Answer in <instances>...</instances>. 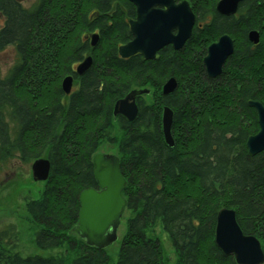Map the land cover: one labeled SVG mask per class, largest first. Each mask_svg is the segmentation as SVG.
Masks as SVG:
<instances>
[{
	"label": "trees",
	"instance_id": "16d2710c",
	"mask_svg": "<svg viewBox=\"0 0 264 264\" xmlns=\"http://www.w3.org/2000/svg\"><path fill=\"white\" fill-rule=\"evenodd\" d=\"M217 1L188 0L196 20L191 38L147 61L118 56L136 15L127 0H0V52L17 54L9 74L0 73V166L43 156L51 169L39 199L24 207L45 256L0 246V264H163L157 228L174 264H236L215 245L216 216L226 208L264 252V152L250 156L246 148L260 129L248 103L264 106V0H244L229 18L215 12ZM251 31L257 45L247 39ZM95 32L92 49L87 37ZM223 35L234 53L208 79L203 58ZM88 55L92 66L76 78L72 66ZM69 74L76 81L66 97L60 83ZM171 78L177 89L163 97ZM133 89H148L151 101L136 98L132 122L114 118V103ZM163 107L173 111V147L161 131ZM102 142L116 146L127 181L130 217L114 257L74 234L79 196L96 188L92 158Z\"/></svg>",
	"mask_w": 264,
	"mask_h": 264
},
{
	"label": "water",
	"instance_id": "95a60500",
	"mask_svg": "<svg viewBox=\"0 0 264 264\" xmlns=\"http://www.w3.org/2000/svg\"><path fill=\"white\" fill-rule=\"evenodd\" d=\"M135 8V18L128 21L131 40L120 46L118 56L123 59L139 55L144 60L153 61L157 53L165 47L181 50L189 40L196 24L195 15L188 0H127ZM244 0H219L215 6L219 15L229 18L234 16ZM100 36L89 35V46L95 49ZM251 44L260 41L256 31H251L247 38ZM234 42L230 36L223 35L208 46L203 58L205 74L208 79H216L221 75L228 58L234 53ZM93 63L90 55L86 56L75 68V74L82 76L88 72ZM73 77L68 75L62 80L61 92L65 96L71 94ZM176 80L171 78L163 86L162 96L172 94L177 89ZM147 89H133L115 102L112 108L113 117H124L132 122L138 114L136 98L149 95ZM255 109L260 128L255 136L247 138L246 148L251 156L264 152V106L259 102H249ZM161 131L167 146L173 147L171 126L173 111L162 108ZM93 177L96 189L84 190L80 196V208L75 233L89 247L105 250L118 240L117 229L120 218L126 211L127 202L122 197L127 181L120 173L119 158L116 155L95 154L92 158ZM48 159L37 158L31 165V178L34 182H47L50 172ZM215 230V245L225 256H232L237 264H264V254L259 240L245 236L236 222L234 212L228 208L218 212Z\"/></svg>",
	"mask_w": 264,
	"mask_h": 264
},
{
	"label": "rangeland",
	"instance_id": "374dc122",
	"mask_svg": "<svg viewBox=\"0 0 264 264\" xmlns=\"http://www.w3.org/2000/svg\"><path fill=\"white\" fill-rule=\"evenodd\" d=\"M2 23L3 20L0 18V26ZM16 57V51L12 47L1 50L0 73H2L3 77H6L12 67L17 63ZM79 63L72 66L73 71H76L75 68ZM67 76L63 77L62 80ZM143 98L147 102L151 101L150 95H144ZM98 153L118 156L116 146L108 145L104 142L97 148L95 154ZM38 158L46 159L43 156ZM33 162L23 163L16 157V159L7 161L0 166V246L5 249L14 248L23 257H31L33 255L45 256V253L39 251L34 245V233L38 231V228L30 219V216L24 211L25 202L28 200H38L43 189V183L34 182L31 178V165ZM128 217H130V213L126 210L120 218V225L117 229L118 241L106 249V252L111 257H114L115 252L118 250L119 241L125 233ZM157 230L162 252V263L174 264L175 253L172 251L166 235L163 234L160 228H157ZM74 234H76L75 230ZM76 235L79 237V234ZM82 241L85 243L84 240Z\"/></svg>",
	"mask_w": 264,
	"mask_h": 264
},
{
	"label": "bare ground",
	"instance_id": "6f19581e",
	"mask_svg": "<svg viewBox=\"0 0 264 264\" xmlns=\"http://www.w3.org/2000/svg\"><path fill=\"white\" fill-rule=\"evenodd\" d=\"M218 2V1H217ZM216 5H217V3H216ZM215 5V6H216ZM215 9V12L218 14V12L216 11V8H214ZM219 15V14H218ZM221 16V15H220ZM230 17H233V16H230ZM1 18V17H0ZM3 19V18H2ZM95 34H97V32H95ZM98 35V34H97ZM87 39L89 40V37H87ZM234 42V41H233ZM13 50H15V49H13ZM16 51V50H15ZM175 51H177V50H175ZM174 50H173V52H175ZM92 66V65H91ZM75 76H76V78H78V77H80V76H77L76 74H75ZM74 76V77H75ZM74 77H73V80H74V82H73V86H72V88L74 87V84H75V79H74ZM168 81V80H167ZM166 81V82H167ZM165 84H163V86H164ZM163 86H162V89H161V92H162V90H163ZM72 88H71V91H72ZM72 93V92H71ZM138 110V109H137ZM138 112H139V110H138ZM161 120V119H160ZM161 124H162V120H161ZM163 133V132H162ZM251 137V136H250ZM163 138H164V136H163ZM171 138H172V142H173V136H172V132H171ZM248 152H249V150H248ZM260 154V153H259ZM257 155V154H256ZM251 156V155H250ZM230 210H232V209H230ZM233 212H234V210H232ZM234 214H235V212H234ZM217 219V218H216ZM237 222V221H236ZM246 236V235H245ZM214 237H215V235H214ZM260 248L262 249V252H263V248L261 247V245H260ZM263 254H264V252H263ZM234 259V258H233ZM235 262H236V260H235ZM236 264H237V262H236Z\"/></svg>",
	"mask_w": 264,
	"mask_h": 264
},
{
	"label": "flooded vegetation",
	"instance_id": "af4514ba",
	"mask_svg": "<svg viewBox=\"0 0 264 264\" xmlns=\"http://www.w3.org/2000/svg\"><path fill=\"white\" fill-rule=\"evenodd\" d=\"M74 88V87H73ZM73 88H72V90H73ZM69 96V95H68ZM116 118V117H115Z\"/></svg>",
	"mask_w": 264,
	"mask_h": 264
}]
</instances>
